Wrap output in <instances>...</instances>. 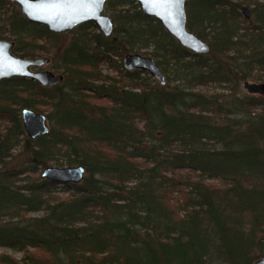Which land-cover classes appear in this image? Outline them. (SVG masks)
Returning a JSON list of instances; mask_svg holds the SVG:
<instances>
[{
  "label": "trees",
  "instance_id": "1",
  "mask_svg": "<svg viewBox=\"0 0 264 264\" xmlns=\"http://www.w3.org/2000/svg\"><path fill=\"white\" fill-rule=\"evenodd\" d=\"M105 11L109 37L93 22L56 34L0 0V40L15 42L18 57L58 60L53 70L64 76L51 88L0 81V248L22 253L1 255L0 264L260 260L264 96L239 91L264 80V0H190L187 26L210 45L206 55L183 47L139 4L108 0ZM144 49L173 85L124 68L126 55ZM103 64L119 76L102 75ZM210 85L230 94L200 89ZM25 109H49L46 135H27ZM54 165L82 167L85 177L58 184L38 176Z\"/></svg>",
  "mask_w": 264,
  "mask_h": 264
},
{
  "label": "water",
  "instance_id": "2",
  "mask_svg": "<svg viewBox=\"0 0 264 264\" xmlns=\"http://www.w3.org/2000/svg\"><path fill=\"white\" fill-rule=\"evenodd\" d=\"M17 4L23 15L32 23L43 25L56 34L74 30L81 24L93 22L99 32L109 37L113 33L114 23L105 11L108 0H8ZM139 4L146 16L158 20L165 30L183 47L193 54L206 55L210 45L187 26L186 6L190 0H129ZM242 13L251 18L250 10L243 7ZM15 42L0 40V81L12 77H21L38 82L46 88L55 87L64 81L62 74L43 69L51 59L21 58L13 53ZM127 71L141 70L166 84L165 76L152 57L140 54H128L123 59ZM242 88L249 95L264 96V82L244 81ZM22 120L27 135L36 139L49 132L47 117L39 112L25 109ZM42 177L58 184L79 183L85 177L82 167H56L44 169ZM253 264H264V256Z\"/></svg>",
  "mask_w": 264,
  "mask_h": 264
},
{
  "label": "rangeland",
  "instance_id": "3",
  "mask_svg": "<svg viewBox=\"0 0 264 264\" xmlns=\"http://www.w3.org/2000/svg\"><path fill=\"white\" fill-rule=\"evenodd\" d=\"M12 3V2H11ZM15 4V3H14ZM17 5V4H16ZM18 6V5H17ZM19 7V6H18ZM20 8V7H19ZM21 10V9H20ZM250 10V13H251V17H253L252 16V9L250 8L249 9ZM22 12V11H21ZM108 15H110L111 17H112V15H111V13L109 12V11H107L106 12ZM99 32V30L97 31V33ZM67 33V32H66ZM72 38V35H66V36H64L63 38H62V40H64V42L66 41V42H68L70 39ZM151 49H144V50H142L140 53H130V54H140V55H143V56H147V57H152V58H154L152 55H151ZM54 52V51H53ZM45 56V55H44ZM34 59H36V58H34ZM60 62H58V60L57 61H51L50 63H49V65H46L44 68H42L41 70H43V69H48V70H52V71H54L53 70V67H54V65H56V64H59ZM160 68H161V70H162V72H163V74H164V76H165V80H166V82L167 83H170V85H173L171 82H172V78H171V76L168 74V72H166L165 70H164V65L163 66H159ZM100 70H101V73H102V75H104V76H106V75H111V76H114V77H117V76H119V74L117 73V72H115V71H112V70H110L107 66H106V64H103L102 66H101V68H100ZM141 76L142 77H146L148 80H149V82L153 85V86H157V85H159L160 84V80L158 79V78H156V77H153V76H151L149 73H146V74H141ZM247 81H250V82H257V83H260V82H264V80H261V81H258V80H254V79H249V80H247ZM200 89H202L203 91H205V92H207V93H209V94H212V95H216V96H221V95H225L226 97L230 94V92L229 91H226V90H223L222 88H220V87H218L217 85L216 86H214V85H210V86H207V87H202V88H200ZM239 93L240 94H242V95H249L243 88H241V90L239 91ZM253 96H255V97H260V95H253ZM47 111L44 113V115L47 117V113H48V110L49 109H46ZM258 112L259 111H261V109H258L257 110ZM228 122V120H225V121H223V123L225 124V123H227ZM221 124V123H220ZM47 125H48V127H49V129L51 128V126H52V124H51V122L47 119ZM246 128H244V130H245ZM21 162H22V160H19L18 162H17V164H12V166H15V165H20L21 164ZM55 166V165H54ZM19 167H21V166H19ZM56 167H59V166H56ZM64 167H67V166H64ZM43 171L44 170H41V171H39V173H38V176H42V173H43ZM62 188L61 187H58V191L61 193L62 192V190H61ZM59 196L60 197H64V196H66V194H59ZM1 255H8V256H14V257H16V258H21L22 257V253H17V252H13V251H11V250H9V249H5V248H0V256Z\"/></svg>",
  "mask_w": 264,
  "mask_h": 264
}]
</instances>
